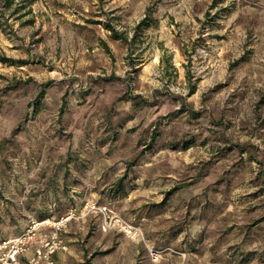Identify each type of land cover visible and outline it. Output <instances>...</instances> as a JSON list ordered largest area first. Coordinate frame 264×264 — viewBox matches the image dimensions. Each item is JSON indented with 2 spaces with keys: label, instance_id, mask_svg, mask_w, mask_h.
Masks as SVG:
<instances>
[{
  "label": "rangeland",
  "instance_id": "obj_1",
  "mask_svg": "<svg viewBox=\"0 0 264 264\" xmlns=\"http://www.w3.org/2000/svg\"><path fill=\"white\" fill-rule=\"evenodd\" d=\"M71 209L55 264H264V0H0V236Z\"/></svg>",
  "mask_w": 264,
  "mask_h": 264
},
{
  "label": "built area",
  "instance_id": "obj_2",
  "mask_svg": "<svg viewBox=\"0 0 264 264\" xmlns=\"http://www.w3.org/2000/svg\"><path fill=\"white\" fill-rule=\"evenodd\" d=\"M73 212L71 209L56 219L45 218L49 220L46 224L42 223L44 220L31 219L20 234L0 240V264H55L54 255L68 249V244L61 234V227L72 219ZM89 213L101 216V228L105 231L117 229L133 239L142 237L139 227L127 222L119 214L113 213L106 204L93 200L87 201L82 206L80 215L85 216ZM47 226L49 228H46ZM30 248H33V253L25 259ZM158 253L157 250H151L150 254L156 259Z\"/></svg>",
  "mask_w": 264,
  "mask_h": 264
},
{
  "label": "crops",
  "instance_id": "obj_3",
  "mask_svg": "<svg viewBox=\"0 0 264 264\" xmlns=\"http://www.w3.org/2000/svg\"><path fill=\"white\" fill-rule=\"evenodd\" d=\"M55 194H56V191L54 192ZM59 196H61V195H59ZM56 197H57V195H54V199H53V205H55V202H56ZM57 211H52V210H47L46 212H43L42 214H36V217L35 218H30V219H36V220H42V219H45V218H52V219H56V218H58L59 216H61V215H63V214H65V213H62V214H60V212H59V214L58 213H56ZM110 231V230H109ZM21 233V232H20ZM20 233H18V234H20ZM18 234H8L7 236L5 235L4 237H1L0 238V240H3V239H8V238H11V237H13V236H15V235H18ZM32 253H33V248H30V250L27 252V254H26V256L24 257V258H27L28 256H30V255H32ZM58 253V252H57Z\"/></svg>",
  "mask_w": 264,
  "mask_h": 264
},
{
  "label": "bare ground",
  "instance_id": "obj_4",
  "mask_svg": "<svg viewBox=\"0 0 264 264\" xmlns=\"http://www.w3.org/2000/svg\"><path fill=\"white\" fill-rule=\"evenodd\" d=\"M44 221L42 222L43 224H46V223H48L49 222V220H46V219H43ZM137 231H139L138 229H137ZM137 235V234H136ZM140 238V237H139ZM139 238H137V239H139Z\"/></svg>",
  "mask_w": 264,
  "mask_h": 264
}]
</instances>
